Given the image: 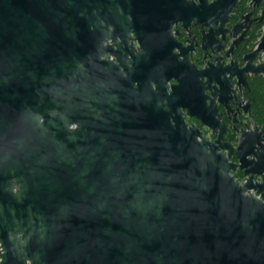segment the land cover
Returning a JSON list of instances; mask_svg holds the SVG:
<instances>
[{
  "label": "water",
  "instance_id": "obj_1",
  "mask_svg": "<svg viewBox=\"0 0 264 264\" xmlns=\"http://www.w3.org/2000/svg\"><path fill=\"white\" fill-rule=\"evenodd\" d=\"M112 6L0 0V264H264V184L231 176L176 93L147 100L141 139L71 130L77 40Z\"/></svg>",
  "mask_w": 264,
  "mask_h": 264
},
{
  "label": "flooded vegetation",
  "instance_id": "obj_2",
  "mask_svg": "<svg viewBox=\"0 0 264 264\" xmlns=\"http://www.w3.org/2000/svg\"><path fill=\"white\" fill-rule=\"evenodd\" d=\"M112 2L77 40L71 130L99 140L117 125L141 139L147 100L176 93L184 122L227 157L231 176L264 184V162L252 163L255 153L264 161V0Z\"/></svg>",
  "mask_w": 264,
  "mask_h": 264
}]
</instances>
